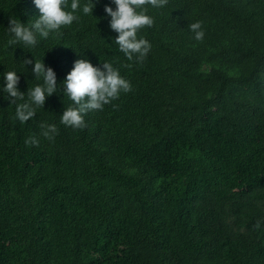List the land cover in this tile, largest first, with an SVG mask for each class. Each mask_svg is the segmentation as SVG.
I'll return each instance as SVG.
<instances>
[{
	"label": "trees",
	"instance_id": "16d2710c",
	"mask_svg": "<svg viewBox=\"0 0 264 264\" xmlns=\"http://www.w3.org/2000/svg\"><path fill=\"white\" fill-rule=\"evenodd\" d=\"M111 2L30 48L4 26L39 9L0 0V85L13 68L22 90L42 83L43 59L59 83L84 56L133 86L83 128L61 122L59 89L26 122L0 92V264H264V0L149 5L142 62L115 43Z\"/></svg>",
	"mask_w": 264,
	"mask_h": 264
},
{
	"label": "clouds",
	"instance_id": "9594fccd",
	"mask_svg": "<svg viewBox=\"0 0 264 264\" xmlns=\"http://www.w3.org/2000/svg\"><path fill=\"white\" fill-rule=\"evenodd\" d=\"M33 3L39 9V14L34 15V20L25 22L20 17L12 16L8 26H4L6 32L10 34L9 45L22 44L30 48L36 46L39 37L46 38L60 30L62 26L71 25L78 18V11L93 14L96 0L83 5L81 0H71L70 5L69 0H33ZM166 3L167 0H112L111 3L104 5L105 13L110 17V27L118 33L113 36L115 43L129 60L142 62L151 49V42L139 34L141 28L155 22L148 6L159 8ZM190 28L196 39L204 38L202 21L192 22ZM23 62L33 63L27 57H24ZM32 72L37 79L42 78V83H37L26 91L19 87L21 72L14 68L4 72V82L0 85V92L6 93L5 98L10 100V104L16 105L15 115L21 122L34 117L37 107L44 106L47 97L59 89L72 102L62 111L61 122L73 128H83L86 127V113L90 110L103 109L105 104L133 87L131 81L123 76L112 62L105 60L102 64H94L91 59L84 56L74 61V66L59 83L56 71L52 66H46L44 59L34 60ZM58 131L55 123L46 124L44 135L52 139ZM28 142L39 144L36 137L29 138Z\"/></svg>",
	"mask_w": 264,
	"mask_h": 264
}]
</instances>
